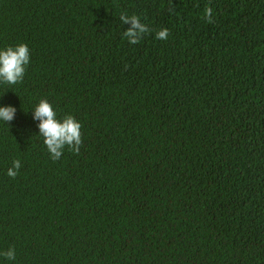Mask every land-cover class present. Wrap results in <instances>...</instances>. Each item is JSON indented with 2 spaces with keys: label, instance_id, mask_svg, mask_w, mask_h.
I'll return each mask as SVG.
<instances>
[{
  "label": "trees",
  "instance_id": "1",
  "mask_svg": "<svg viewBox=\"0 0 264 264\" xmlns=\"http://www.w3.org/2000/svg\"><path fill=\"white\" fill-rule=\"evenodd\" d=\"M122 13L154 31L130 44ZM21 43L0 264H264V0H0V49ZM41 99L81 124L78 155L50 158Z\"/></svg>",
  "mask_w": 264,
  "mask_h": 264
},
{
  "label": "clouds",
  "instance_id": "2",
  "mask_svg": "<svg viewBox=\"0 0 264 264\" xmlns=\"http://www.w3.org/2000/svg\"><path fill=\"white\" fill-rule=\"evenodd\" d=\"M119 19L122 24L130 25L123 32V37L130 44L139 43L145 34L154 31L143 23L138 15L122 13ZM168 36L167 28L155 31V38L158 40H166ZM29 63L30 51L24 43L0 49V84L12 86L22 83ZM15 113L16 108L11 105L0 107V121L10 123L14 120ZM32 113L33 119L39 121L37 124L39 136L43 138V143L53 161L61 158L65 148L74 154H79L82 146V126L72 115H66L62 120L58 119L56 111L46 99H41ZM21 167V161L14 160L12 167L7 170V175L15 179ZM0 255L11 261L16 258L14 248L0 252Z\"/></svg>",
  "mask_w": 264,
  "mask_h": 264
}]
</instances>
